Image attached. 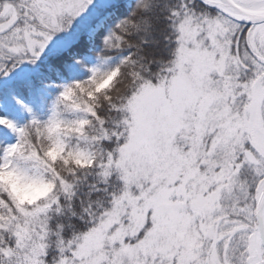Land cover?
I'll return each instance as SVG.
<instances>
[{
    "label": "snow or ice",
    "instance_id": "obj_1",
    "mask_svg": "<svg viewBox=\"0 0 264 264\" xmlns=\"http://www.w3.org/2000/svg\"><path fill=\"white\" fill-rule=\"evenodd\" d=\"M0 264H264V0H0Z\"/></svg>",
    "mask_w": 264,
    "mask_h": 264
}]
</instances>
